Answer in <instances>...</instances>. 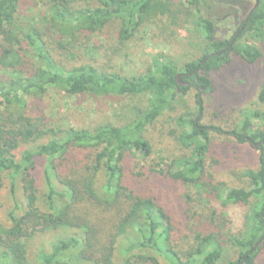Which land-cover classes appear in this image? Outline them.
I'll return each mask as SVG.
<instances>
[{"label":"trees","instance_id":"trees-1","mask_svg":"<svg viewBox=\"0 0 264 264\" xmlns=\"http://www.w3.org/2000/svg\"><path fill=\"white\" fill-rule=\"evenodd\" d=\"M70 1L39 0L41 14L33 24L27 22L22 27L19 25L20 0H0V72L4 76L0 78V175L8 176L10 197L14 203L13 209L6 215L8 227L0 226V264H69L72 261L79 264H114V258L121 260L122 264H159L157 257L162 259L163 264H219L222 249L214 234H196L194 245L188 251L182 255L176 252L171 245L170 216L154 199L127 195L130 204L119 220L115 234L108 244L97 249V229L74 216L73 212L81 201L109 205L125 197L121 167L123 154L135 150L149 155L150 148L142 137L143 131L171 109L177 93L185 94L190 89L178 86V74H189V78L194 80L189 79L188 82L209 90V80L198 72L219 70L230 62L232 53L248 64L260 58L257 49L243 47L239 42L249 34L264 40V0H255L257 7L250 14L249 9L243 10L244 17L238 28L243 23L244 26L239 37H231L219 47L214 44L213 23L201 19L198 14V5L202 0H188L189 8L197 12L196 28L207 34L208 53L180 69L170 62L154 61L144 75L132 78L103 74L88 65L70 70L60 68L51 57L48 44L54 43L59 51L74 58L75 52L81 54L90 50L88 44H92L93 37L86 36L101 30L114 19L120 21V43L127 42L145 23L167 16L168 1L83 0L87 7L75 11L70 10ZM50 34L56 35V40ZM192 74L194 77H191ZM51 88L60 89L70 96L145 95L149 100L147 108L138 112L135 120L121 127L104 126L92 132L43 130L39 121L34 123L28 116L26 98ZM258 103V112L247 113L234 130L227 132L237 144L249 145L261 153L260 169L245 173L253 188L247 193L231 190L226 197L231 204L254 200L244 219L243 232L229 238L230 244L239 252L236 261L229 264H253L264 246V131L251 129L252 120L264 122V85L260 88ZM200 105L197 100L199 116ZM197 120L198 117L193 121H180L189 130L182 133L179 140L191 148V155L176 162L175 173L168 171L164 174L191 188L201 186L210 131L221 133L218 128L198 126ZM45 139L43 144L26 147ZM77 149L95 150L92 163L85 168V176L80 182L68 175L62 176L59 171L67 163V151ZM41 161L45 189L42 199L36 196L33 177L37 162ZM99 173L103 181L98 189H94ZM16 182L21 186L25 203L21 216H15L18 210L14 189ZM1 187L0 182V190ZM40 202L45 207L43 213L38 207ZM77 229L82 230L83 235L61 237L48 250H40L33 263L27 260V243L35 234L51 231L67 234ZM95 255L99 258L93 259Z\"/></svg>","mask_w":264,"mask_h":264},{"label":"rangeland","instance_id":"rangeland-1","mask_svg":"<svg viewBox=\"0 0 264 264\" xmlns=\"http://www.w3.org/2000/svg\"><path fill=\"white\" fill-rule=\"evenodd\" d=\"M166 1L169 6L167 16L145 23L127 42L120 43V21L114 19L107 22L101 30L86 36L93 37L92 44H88L90 50L81 54L75 52L74 58H71L59 51L54 43L48 42L49 53L55 64L65 70L88 65L103 74H116L125 78L144 75L154 61L170 62L178 69L187 63L198 61L208 53L209 44L205 33L195 26L196 14L189 8L188 0ZM255 4L257 7L255 0H247L245 4L203 1L200 10L203 15H207L210 9L216 46L231 39L244 17L243 10ZM86 7L83 0H71L69 4L71 11ZM39 14V0H20V26L23 27L27 22L33 24ZM50 35L56 40V35ZM47 41L50 40L47 38ZM239 44L257 49L260 58L248 64L232 53L230 62L219 70L200 71L199 75L209 80L210 89L199 92V86L194 84L185 94L177 93L171 109L142 133L150 148L149 155L145 156L135 150L124 152L121 167L125 197L109 205L85 200L74 207V216L86 220L97 229L95 249L109 243L119 220L129 207L126 196L131 195L154 199L170 216L171 245L180 255L194 245L196 234H214L222 249L219 264L236 261L239 252L230 244L229 238L243 232L244 219L254 200L250 199L245 204H231L226 197L231 190L247 193L253 188L245 173L260 169L261 153L257 148L237 144L227 132L234 130L244 115L260 110L258 94L264 85V40L249 34ZM3 77L0 72V78ZM148 100L149 97L145 95L70 96L60 89L51 88L40 95L26 98V111L34 123L39 121L42 124L43 130L74 129L92 132L104 126L121 127L129 124L135 120L138 112L147 108ZM197 100L201 103L200 116L197 113ZM197 117L198 126L218 128L221 133L210 131L201 186L191 188L164 174L168 171L175 173L176 162L190 157L191 148L179 140V136L187 132L189 127L181 125L180 121H193ZM251 129L264 131V122L252 120ZM45 142L46 139L26 147L31 148ZM94 154L95 150L91 149L67 151V163L59 169L61 175H68L71 179H76V182L83 181L84 170L90 167ZM42 169L43 162H37V168L33 172L36 196L40 199L45 192ZM102 181L103 176L99 173L94 189H98ZM0 182V226L8 227L6 215L14 205L10 197L11 183L6 174L0 175ZM20 187L16 182L14 189L18 210L15 211V216H21L25 210ZM38 207L42 213L45 212L42 202L38 203ZM69 234L83 235V231L77 229L70 230L67 234L61 231L35 234L27 243V260L33 263L40 250H48L57 239ZM95 258L99 257L95 255L93 259ZM157 259L159 264H163L160 257ZM113 263L122 264L118 258H114ZM69 264L79 263L72 261ZM253 264H264V246Z\"/></svg>","mask_w":264,"mask_h":264},{"label":"flooded vegetation","instance_id":"flooded-vegetation-1","mask_svg":"<svg viewBox=\"0 0 264 264\" xmlns=\"http://www.w3.org/2000/svg\"><path fill=\"white\" fill-rule=\"evenodd\" d=\"M203 1L204 0H202L201 2H200V4L198 5V14H199V16H201V19H204V20H206V21H208V22H211V23H213L212 21H211V18H210V9H208L209 10V12L207 13V15H203L202 14V11L200 10V7H201V5L203 4ZM214 1H216V2H223V1H225V0H214ZM256 8V4L255 5H253L251 8H249V12H248V14H250L254 9ZM194 11V13L195 14H197V12L195 11V9L193 10ZM246 18V17H245ZM195 23H196V18H195ZM243 26H244V23L242 24V26L240 27V28H237L236 30H235V32L231 35V37H239V35H240V33H241V31H242V29H243ZM239 27V26H238ZM215 28V27H214ZM198 29V28H197ZM200 30V29H199ZM201 32H204L203 30H200ZM205 33V32H204ZM214 33H215V30H214ZM205 37H207V34L205 33ZM230 46V45H229ZM229 46H228V48H229ZM210 55V54H209ZM198 74H199V72H198ZM190 77V75L189 74H186V73H180V74H178L177 76H176V81H177V84L178 85H181V88H191V87H193L194 85L193 84H191L190 82H188V80L189 79H191V78H189ZM191 77H194V74H192L191 75ZM198 89L200 90V92L203 90V88L202 87H198Z\"/></svg>","mask_w":264,"mask_h":264},{"label":"water","instance_id":"water-1","mask_svg":"<svg viewBox=\"0 0 264 264\" xmlns=\"http://www.w3.org/2000/svg\"><path fill=\"white\" fill-rule=\"evenodd\" d=\"M237 38V37H236ZM179 87H181V85H178Z\"/></svg>","mask_w":264,"mask_h":264}]
</instances>
